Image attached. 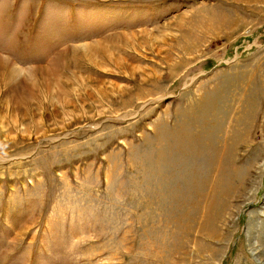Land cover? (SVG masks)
Segmentation results:
<instances>
[{
    "label": "rangeland",
    "instance_id": "1",
    "mask_svg": "<svg viewBox=\"0 0 264 264\" xmlns=\"http://www.w3.org/2000/svg\"><path fill=\"white\" fill-rule=\"evenodd\" d=\"M0 264H264V0H0Z\"/></svg>",
    "mask_w": 264,
    "mask_h": 264
},
{
    "label": "bare ground",
    "instance_id": "2",
    "mask_svg": "<svg viewBox=\"0 0 264 264\" xmlns=\"http://www.w3.org/2000/svg\"><path fill=\"white\" fill-rule=\"evenodd\" d=\"M52 73H50V75H51ZM52 76V75H51ZM201 138V137H200ZM195 141V140H194ZM218 159V158H217ZM219 160V159H218ZM218 162V161H217Z\"/></svg>",
    "mask_w": 264,
    "mask_h": 264
}]
</instances>
